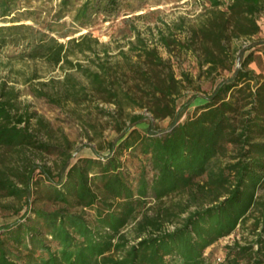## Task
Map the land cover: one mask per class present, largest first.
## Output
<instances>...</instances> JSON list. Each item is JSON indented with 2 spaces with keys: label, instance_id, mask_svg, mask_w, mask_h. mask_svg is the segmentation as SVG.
Here are the masks:
<instances>
[{
  "label": "trees",
  "instance_id": "1",
  "mask_svg": "<svg viewBox=\"0 0 264 264\" xmlns=\"http://www.w3.org/2000/svg\"><path fill=\"white\" fill-rule=\"evenodd\" d=\"M76 1L54 18L88 27L142 0ZM21 5L0 0V52L17 48L11 61L32 67L16 69L22 84L60 107L97 101L120 136L74 161L67 133L19 81L0 79V201L13 216L0 223V264H264V74L250 67L252 46H233L262 32L264 0H203L195 22L138 29L116 53L91 32L61 41L52 23H22ZM160 46L192 51L210 77L230 74L189 113L192 97L179 99L192 77ZM239 228L247 235L215 263L207 249Z\"/></svg>",
  "mask_w": 264,
  "mask_h": 264
},
{
  "label": "rangeland",
  "instance_id": "2",
  "mask_svg": "<svg viewBox=\"0 0 264 264\" xmlns=\"http://www.w3.org/2000/svg\"><path fill=\"white\" fill-rule=\"evenodd\" d=\"M76 2L79 3L78 0ZM20 3L22 4L21 11L25 12L19 15L22 23L30 24L42 30H47L48 25L52 23L54 27L62 29L52 33L61 41L91 32L94 36L99 37L101 41L111 42L113 53H116L119 47L127 50L128 41L135 38L136 30L139 29L144 35H148L149 27L156 32L157 27L165 28V24L175 27L177 23L182 22L183 18L186 19L187 24L195 22L203 7V0L133 1L130 7L125 8L120 14L108 19H104L103 15H99L95 18L94 24L81 27L73 23L72 14H64L63 18L58 20L54 18L55 13L60 9L61 0H20ZM260 23L262 31H264V17L261 18ZM186 35L187 33L184 31H177V36L181 39H186ZM233 46L240 48L252 46L249 51L255 52V60L250 64V67L264 74V35L262 33L251 39L237 40L233 43ZM159 49L161 55L171 61L179 77H181L180 73L182 71L187 72L192 77V83L184 82L186 85L184 88L185 95L179 99V102H181L188 97H192L189 113H192L195 107L203 101L205 93L211 91L216 81H219L222 77H228L230 74V72L222 70L221 74L210 77L205 73L206 67L203 70L200 69L197 57L192 51H180L179 48L169 51L161 46ZM17 51V48L8 47L0 52V79L7 78L12 81H19L16 84L23 90L22 99L30 102L34 110L50 120L56 130L63 129L67 133L77 148L74 161L81 156H96L97 151L107 152L102 147H106L107 141L116 140L120 134L115 129L111 118L95 108L97 101L85 102L79 105L70 103L60 107L49 102L46 98L33 96L29 93L27 86L22 84V77L16 72V69L20 68H26L30 71L32 67L22 62H12L10 59V55ZM100 105L115 109V105L112 103L100 102ZM126 111L146 113L152 117L147 108H128ZM169 121V118L156 119L155 123L159 128H167ZM147 126L148 123L143 122L138 125V128L146 129ZM91 137H93V140H91ZM259 193L264 195V189H260ZM2 203L5 202L0 201V223L11 221L13 219L12 211L4 209ZM173 226L170 225L171 228ZM242 235H247V231L239 228L231 235L211 245L207 249V253L211 255L215 263L222 262L225 258L226 246L236 239H241Z\"/></svg>",
  "mask_w": 264,
  "mask_h": 264
},
{
  "label": "crops",
  "instance_id": "3",
  "mask_svg": "<svg viewBox=\"0 0 264 264\" xmlns=\"http://www.w3.org/2000/svg\"><path fill=\"white\" fill-rule=\"evenodd\" d=\"M261 33H262V35H264V31H262ZM255 70H256V69H255Z\"/></svg>",
  "mask_w": 264,
  "mask_h": 264
}]
</instances>
